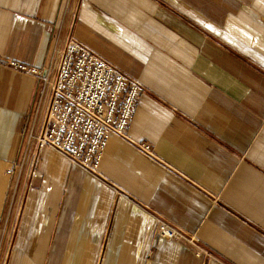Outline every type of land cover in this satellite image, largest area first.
I'll return each instance as SVG.
<instances>
[{
	"label": "crops",
	"instance_id": "0c3cea01",
	"mask_svg": "<svg viewBox=\"0 0 264 264\" xmlns=\"http://www.w3.org/2000/svg\"><path fill=\"white\" fill-rule=\"evenodd\" d=\"M70 33L144 87L96 176L27 139L50 85L6 65ZM0 264H264V0H0Z\"/></svg>",
	"mask_w": 264,
	"mask_h": 264
},
{
	"label": "built area",
	"instance_id": "2783aa9c",
	"mask_svg": "<svg viewBox=\"0 0 264 264\" xmlns=\"http://www.w3.org/2000/svg\"><path fill=\"white\" fill-rule=\"evenodd\" d=\"M49 56L43 67L6 61L11 69L50 85L40 129L29 130L27 139L34 142L36 150L49 147L96 176L108 137L127 138L126 129L144 87L138 79L101 57L72 33L60 47H54ZM135 146L144 155L152 156L149 144ZM34 174L32 169L30 176ZM153 216L158 237L187 241L197 254L212 256L193 235L158 213L153 212Z\"/></svg>",
	"mask_w": 264,
	"mask_h": 264
}]
</instances>
